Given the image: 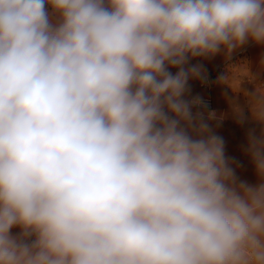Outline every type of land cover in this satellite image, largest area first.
<instances>
[{
  "label": "clouds",
  "instance_id": "obj_1",
  "mask_svg": "<svg viewBox=\"0 0 264 264\" xmlns=\"http://www.w3.org/2000/svg\"><path fill=\"white\" fill-rule=\"evenodd\" d=\"M249 40L264 0H0V264H264V182L186 98Z\"/></svg>",
  "mask_w": 264,
  "mask_h": 264
},
{
  "label": "rangeland",
  "instance_id": "obj_2",
  "mask_svg": "<svg viewBox=\"0 0 264 264\" xmlns=\"http://www.w3.org/2000/svg\"><path fill=\"white\" fill-rule=\"evenodd\" d=\"M47 7L49 9L50 6ZM252 43L249 40L225 57L218 53L209 58L192 59L189 66L202 64L206 70L212 71L214 84L211 95L216 108L215 118H203L213 134L223 138L225 158L238 181L256 185L264 181L256 172L250 137L259 138L264 134V123L255 118L264 110V100H259L264 97V44L252 48ZM170 71L174 74L177 69ZM195 81L189 80V84ZM20 231L19 227H14L11 234L16 236Z\"/></svg>",
  "mask_w": 264,
  "mask_h": 264
},
{
  "label": "built area",
  "instance_id": "obj_3",
  "mask_svg": "<svg viewBox=\"0 0 264 264\" xmlns=\"http://www.w3.org/2000/svg\"><path fill=\"white\" fill-rule=\"evenodd\" d=\"M207 82H201L200 80H196L193 84H189L190 92L186 95V98L191 100L193 97L199 96L204 101L206 107L196 106L193 108V112H201L203 117H208L209 113L216 112V108L214 105L213 97L211 95V89L213 87V75L212 71H206ZM196 87V88H195ZM195 89H199V92H196Z\"/></svg>",
  "mask_w": 264,
  "mask_h": 264
},
{
  "label": "crops",
  "instance_id": "obj_4",
  "mask_svg": "<svg viewBox=\"0 0 264 264\" xmlns=\"http://www.w3.org/2000/svg\"><path fill=\"white\" fill-rule=\"evenodd\" d=\"M50 6V5H49ZM49 12H50V15H51V18H52V20H53V22H55V20H56V14H55V12H54V10L51 8V6L49 7ZM259 45L260 44H256L255 42H253L252 43V48H256V47H259ZM220 56H222V57H225L227 54H226V52L224 51V50H222L220 53ZM206 71H210L209 69L208 70H206Z\"/></svg>",
  "mask_w": 264,
  "mask_h": 264
}]
</instances>
